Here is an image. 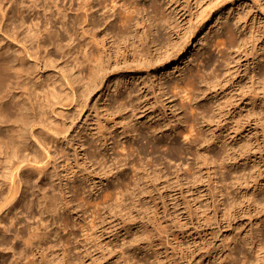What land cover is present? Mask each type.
<instances>
[{"label":"rangeland","instance_id":"obj_1","mask_svg":"<svg viewBox=\"0 0 264 264\" xmlns=\"http://www.w3.org/2000/svg\"><path fill=\"white\" fill-rule=\"evenodd\" d=\"M204 2L210 4V21L204 22L184 55L161 69H150L152 80L155 73L158 78L170 73L173 80L180 72L186 74L207 34L210 45L204 56H198L192 71L199 72V77L211 76L212 68L205 69V65L212 61L217 67L219 50L229 45L221 38L224 20L236 32L238 44L250 33L251 39L239 60L236 54L231 56L237 61L228 83H221L215 95L212 89L203 91L192 102L197 111L183 114L180 97L168 100L169 93L159 98L154 81L156 100L150 95L148 103L135 112L130 108L116 112L115 82L139 76L123 68L112 72L111 66L106 80L88 93H83L85 86L78 85L71 92L62 76L61 54L51 45L24 44L22 31L13 30L2 15L11 5L0 0V61L16 59L13 69H1L15 83L11 82L12 91L0 102V160L2 175L7 178L5 182L0 178V196L9 192L13 145L20 142L30 148L37 163L24 169V177L31 174L36 182L29 178L30 185L20 186L17 198L25 203L17 208L18 217L14 219L15 209L0 212V243L4 244L0 245V264H232L230 255L235 264H259L263 254L255 252L264 245V102L248 106L244 99L250 94L244 96L239 90L243 85L239 76L246 74L245 82L254 76L259 88L263 69L250 72L247 68L250 65L253 70L251 59L264 45V0ZM63 5L69 8L70 2ZM207 5L200 0H178L173 7L179 13V30L202 23L200 13ZM75 9L71 12L74 18ZM41 13L40 9L32 12L27 23L42 22ZM142 15L151 13L142 11ZM238 18L241 20L235 25ZM54 24L55 40L64 36L62 45H66L61 24ZM93 48L86 40L82 54H76L80 58ZM28 63L33 72L27 70ZM74 74L85 78L86 67ZM218 103L219 112H205L206 106ZM253 111L255 115H251ZM193 120L200 124V137L195 132L187 135ZM154 124L162 132L153 133L149 128ZM128 127L137 131L126 133ZM156 142L158 148L152 150ZM50 174H58L55 184ZM51 194L57 195L56 201ZM48 199L69 203L72 211L64 212L53 203L47 212L50 218H46L43 205ZM35 227L46 235L44 241L20 255L27 228ZM244 238L251 244L234 245Z\"/></svg>","mask_w":264,"mask_h":264},{"label":"bare ground","instance_id":"obj_2","mask_svg":"<svg viewBox=\"0 0 264 264\" xmlns=\"http://www.w3.org/2000/svg\"><path fill=\"white\" fill-rule=\"evenodd\" d=\"M64 1L70 2L69 8L63 5ZM142 1L141 0H7L8 5L10 4L11 6L2 15L8 21V23L10 22L11 26H13L14 28V29L12 28L13 30L16 29L17 31L18 29V31L19 30L22 31V41L24 42V44L28 46L30 45L32 47L33 46L40 47L46 45L49 47L51 45L54 48V51L61 54L62 57L61 61L63 60L62 64H63V72H64L62 76L66 80L67 86H69L71 92H73V89L75 87L74 85L76 86L78 85L79 87L85 86L83 93H88V91L93 87H96L99 82H101L104 79L106 80L107 78L106 75L109 76L110 67L112 66L114 68L112 72H114V70L118 68H123L122 71L124 72H128V71L131 73L137 72L139 74V76H137L135 80L133 79L128 82L125 81V79H121L120 81L118 80L119 81L118 83L115 82L116 83L115 92L117 93V96L114 103H115V108L117 109L116 112L122 113L128 108H130L131 111L135 112L136 110H138L139 107L143 105V103H148L147 100L150 95H153L154 99L156 100L158 97L163 98L165 96H168L169 93L171 96L167 98L168 100L171 99V97L173 98L177 96L180 97L181 100L180 109L183 110L182 111V113L184 112L183 114L187 113L188 110H190L189 111L190 113L193 110L197 111L194 109L192 102L194 101L196 102L197 98H199L200 95L204 94L203 91L205 90L209 91L210 89H212L211 92H213L215 95V93L217 92L216 88H218L221 85V83L224 82L223 83L224 86L228 83L233 72L234 63L237 61V59L236 60L232 59L233 57L231 56H234L233 54H236L239 60L240 56H242V53L244 54L245 51H247V45L250 42L251 33L249 36L243 37V39H241L238 44L235 35L236 32L228 24L229 22L227 20H224V23L220 25L222 29L221 38H224L226 42L228 41L227 43H229V45L219 50V52L221 53V60L218 61L219 63L217 67L214 65L212 61L205 65V69L209 67L212 68L213 71L211 73V76L204 75L199 77L200 75L198 71H197L198 75L196 74L195 71L194 72L192 71V68L194 67V63L197 60L198 56L199 55L201 57L204 56L206 53V48L210 45V41H211L210 35L207 36L208 35L207 34L202 37V40L200 41V45H199L200 49L198 52L196 51L197 52L196 54L193 55V60L192 62H190L189 70L186 69V72L188 71L186 74L184 72H180V75L175 80H173L170 78L171 76L170 73L168 75L164 74L160 78H158L157 74L155 73L153 75L154 80H152L151 76L149 75L150 69H153V67H156L157 69L158 68L161 69L166 64L169 65V63H172L174 60H177L179 57L184 55L186 49L190 46L191 41L194 39L197 32H199L198 30H200L201 27H203L204 22L207 23L210 21L212 12L207 11L210 4L207 5L208 2L205 3L204 2L205 0H200V3L207 5L200 13L202 23L194 27L190 26L187 29L183 28L179 30L180 29V25L178 22L179 17L177 18L179 13L176 10L177 8L173 7L177 4L178 0H142ZM161 1L163 2L161 3ZM39 9L42 12L41 13L42 22H40V20L37 19L36 22L32 20L28 24L26 18H30L32 12L34 13ZM74 9L77 12L76 15L74 14L75 18L71 15V12L74 11ZM142 11L146 12V14L151 13V15L143 16ZM240 20H241L240 18L236 19V21L234 22L235 25ZM55 22L60 23L61 27L65 32L66 35L65 37L68 39L66 40L67 41L66 45H62V42L65 44L64 36L60 37L58 41L55 40L58 37L57 30H55V24H54ZM211 31L212 30L210 29L209 33H211ZM86 40L93 43L94 46L93 51L90 54L84 53L80 58H78V56L80 55L79 53L82 54L81 48L82 46H84ZM74 42L76 43V45H74L75 44ZM75 50H78V52H76ZM76 53L79 55L77 56ZM257 53L258 54L256 55V58L251 59L252 61L251 65L253 66V70H251V67L249 65L250 63L248 64L249 66L247 69H250V72L251 71L255 72V70L258 68L263 69V71L260 73L258 77V84L260 86L258 84L257 86H259V88H256L255 87L256 85H254L255 84L254 81H256L254 76L250 77L249 80H247L249 82L248 85L247 84L248 82H245L244 80L246 74L241 76H239L240 74H237L239 78L243 80L242 81L243 85L239 87V90L242 89L244 96L246 94H250L244 100H248L249 101L248 106L251 105L253 108L258 103L262 104L264 102V45L260 48V50ZM13 56L14 57L11 58H15V55ZM15 61L16 59L15 60L5 59L3 61H0V102L6 96L9 95L12 87L11 82H14L11 81L10 78L12 75L10 76L8 74L10 77L8 75L3 76V74H1V69H5V70L11 68L13 69ZM71 63H73L74 65ZM85 67L87 70V75L85 76V78H78L74 76L75 75L74 72H79V73L83 72ZM33 69L34 68L32 64L28 63L27 70L33 72ZM153 81L154 83L157 82L158 84L155 87L157 89L156 91H158L159 93L158 97L154 95L155 89L153 88L154 85ZM144 92H146V95H144ZM54 94L55 93H53V95ZM72 97L75 96L73 95ZM74 99L78 100L77 98ZM78 103L79 101H77V105ZM212 104L206 106L207 110L204 109L205 112L207 113L219 112L220 104L218 103V105L216 106H213L214 104L213 105ZM150 106L153 107V105L149 104L148 107ZM205 112L203 114H205ZM255 114H256L255 111H253L251 115H255ZM21 121H23L22 125L25 126L26 122L22 119ZM198 125L200 124L195 123V120H193V124L190 125V131L188 132L187 135L190 136L191 133L195 132V134L198 137L202 136L201 135L202 133H200V126ZM149 129H152L154 131L153 133L156 134L162 132L160 130L161 127L156 124H154V126H151ZM136 131L137 129L135 127H132V129L128 127L126 129V133H133V132L135 133ZM19 136H21L20 139L22 140L23 139L22 135L19 134ZM32 138H33L32 140H35V136L32 135ZM35 142L39 147H41L40 143L37 140ZM131 146H129L131 149L129 147L128 149L132 151L133 148ZM150 148L152 150L157 149L158 148L157 142L156 144H153ZM10 151L14 164L10 165V162L8 161L11 167L10 176H9L10 186H9L8 194L6 193V195L2 194L0 196V212L5 211L6 209L11 211H13L12 209H15L16 212L17 208L22 205L25 199L23 200L22 197L17 198V195L20 190V186L26 187L27 185H30L31 181L29 182V178H32L33 181V176L31 174L24 177L25 176L23 175L24 169L27 168L28 166L37 164L35 153L31 151L30 148L27 147L24 148L23 146H21L20 142L18 145L17 144L15 146L13 145V148ZM0 157H1V153H0ZM3 171H4L3 165L0 160V178L4 177L2 175ZM66 176L67 175L66 174L64 175L63 173V178ZM6 179L4 177V182ZM49 179H52V183L55 184L54 181L59 179V176L58 174H54V175L50 174ZM2 182L3 181L0 180V187L2 186ZM246 188L247 187H245L244 189ZM53 194H51V196ZM56 194L52 196L54 201H56V197H57ZM254 201L256 202V200ZM45 202L43 207L45 208V212H46L45 214L47 215L46 218H50V215L47 212L49 208L53 206L54 202L52 203V200L49 201L45 200ZM57 203L55 202L54 205L55 204L57 206L59 205V209H62L64 212L72 211L69 208V203L65 205L64 202H58V200ZM262 203L263 202H258V201L256 202L257 205H260ZM54 210L55 209H53V212ZM24 212L27 211L25 210ZM14 214H15L14 215V219H15L18 217L19 213L16 212ZM0 219H2V217ZM19 223L16 222V225H19ZM24 230H26V228H24ZM26 232L28 233V237L27 239H25L22 236L25 239V241L22 240L24 241L23 244L24 248L22 247V250L20 251V255H24L28 251H33L35 248L40 247V244L44 241V238L46 237L44 233H38L36 231V227L33 229L27 228ZM14 237L18 238V236H14ZM238 237L239 236L236 235L235 239ZM244 239L245 241L243 242L242 240H237V242H234V245L235 243L236 244L242 243L245 245L251 244V242H246L249 238H244ZM0 245L2 246L4 244L0 243ZM235 249H237V246H235ZM229 250H230V245H229ZM261 252L263 255L261 256V260H259L258 262L259 264H264V245L262 246L259 245L258 250L255 253H257L258 255V253ZM229 263L235 264V258L232 255H230Z\"/></svg>","mask_w":264,"mask_h":264}]
</instances>
